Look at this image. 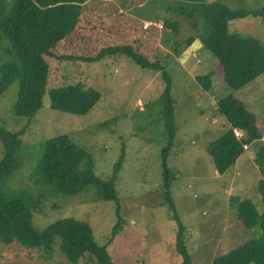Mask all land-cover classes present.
I'll return each instance as SVG.
<instances>
[{"label":"rangeland","instance_id":"obj_1","mask_svg":"<svg viewBox=\"0 0 264 264\" xmlns=\"http://www.w3.org/2000/svg\"><path fill=\"white\" fill-rule=\"evenodd\" d=\"M87 1L74 33L54 49L58 53L92 55L109 44L129 43L133 35L135 45L147 49L146 54L153 59L155 46L151 41L156 39L162 51L156 58L161 59L172 78L178 126L168 158L174 175L171 197L185 226L193 264H214L215 258L261 233L257 228L244 227L230 199L250 198L259 212L264 211L258 186L264 175L254 159L264 145V74L240 89L229 86L222 65L198 37L202 21L199 19L200 25L195 28L188 17L174 10V0H109L122 7L118 13L122 12L123 21L134 20L133 31L119 26L121 16L114 13L115 7L108 0ZM203 1L223 2L234 9L264 6V0ZM166 21H176L179 29L167 27ZM229 30L253 36L264 47L263 17L234 19ZM7 44L5 39L0 41V64L12 58L4 49ZM45 60L50 67L48 82L43 105L33 116L15 113L18 79L0 95V126L13 132L25 127L17 152L19 167L2 183L1 191L8 195L24 189L35 196L44 190L43 203L32 217L36 229L43 230L60 218L74 217L88 222L96 241L104 245L117 224L116 202L100 199L94 187L73 196L56 195L42 182L37 166L45 141L68 134L89 153L95 174L109 179L125 146V157L115 179L124 221L107 250L115 264H179L175 250L179 223L163 188L162 148L167 135L158 102L166 86L162 72L143 68L123 54L106 55L93 62L51 56H45ZM207 73H212L210 90H204L196 79ZM77 82L101 93L96 105L83 115L53 109L50 91ZM227 95L238 98L257 115L262 135L244 147L235 165L220 174L207 145L227 127L225 117L217 112L219 99ZM240 133L235 136L241 138ZM3 156L0 142V160ZM5 263L97 264L90 255L78 262L70 261L60 250L58 239L51 257L18 241H0V264Z\"/></svg>","mask_w":264,"mask_h":264},{"label":"trees","instance_id":"obj_2","mask_svg":"<svg viewBox=\"0 0 264 264\" xmlns=\"http://www.w3.org/2000/svg\"><path fill=\"white\" fill-rule=\"evenodd\" d=\"M113 2V1H107ZM87 0H0V41L7 40L4 47L11 59L0 64V95L15 81L19 80L18 98L14 106L19 116H33L43 105L45 88L48 82L49 64L45 56L60 60H81L93 62L106 55L123 54L133 59L139 66L161 71L166 82L164 92L158 98L165 119L167 143L162 148L163 188L166 189L170 207L175 210L171 197V182L174 178L168 166V158L174 145L178 126L175 119V101L171 94L172 78L167 67L158 57L159 49L155 40L152 59L146 50L135 45L133 35L129 43L109 44L92 55L58 53L55 46L74 33ZM113 4V3H112ZM114 5V4H113ZM121 16L119 26L125 31H133V22ZM174 10L188 17L195 28L202 21L198 37L217 58L223 67V77L232 88L240 89L264 74V47L250 35L232 33L229 23L249 15L264 18V6L260 9L231 8L223 2L203 0H174ZM135 23L139 25V22ZM167 27L178 30L176 21H166ZM124 32L122 30L118 31ZM133 34V32H132ZM193 37H191V40ZM212 73L198 75L197 81L204 90L212 88ZM101 98V93L81 82L60 86L50 91V104L53 109L74 114H86ZM217 112L224 116L227 127L217 138L207 145V152L220 174H224L236 164L245 152V146L252 144L262 135L257 115L249 110L238 98L227 95L219 99ZM114 119V118H113ZM240 129L241 138L235 136L234 129ZM25 127L10 131L0 126V142L4 156L0 160V241H18L26 247L39 248L45 257H51L58 239L60 250L72 262H78L86 255L92 256L97 264H115L107 250V245L119 231L124 219L115 187V179L125 157L124 147L109 179L95 174L94 163L89 153L73 141L68 134H60L47 139L37 166L42 182L56 195L73 196L94 187L103 200L116 202L117 224L110 240L100 245L94 236L91 225L74 217H64L38 230L32 224L34 211L38 210L45 198L43 190L39 195H31L19 189L4 194L1 185L19 167L17 152L21 147V136ZM255 162L264 175V145L256 151ZM259 192L264 203V179L259 181ZM231 207L238 212L245 228H257L260 235L249 238L243 244L214 259V264H264V211L259 212L255 202L246 198L231 197ZM178 221L175 250L180 257L179 264H193L186 244L185 226ZM257 231V230H256ZM14 264V263H5Z\"/></svg>","mask_w":264,"mask_h":264},{"label":"built area","instance_id":"obj_3","mask_svg":"<svg viewBox=\"0 0 264 264\" xmlns=\"http://www.w3.org/2000/svg\"><path fill=\"white\" fill-rule=\"evenodd\" d=\"M239 131H240L239 129H235V130H234V132H235L237 135L240 136V135H241V133H240L241 131H240V132H239Z\"/></svg>","mask_w":264,"mask_h":264},{"label":"crops","instance_id":"obj_4","mask_svg":"<svg viewBox=\"0 0 264 264\" xmlns=\"http://www.w3.org/2000/svg\"><path fill=\"white\" fill-rule=\"evenodd\" d=\"M119 8H122V7L119 6ZM150 22H154V21H150ZM154 23H155V22H154Z\"/></svg>","mask_w":264,"mask_h":264}]
</instances>
